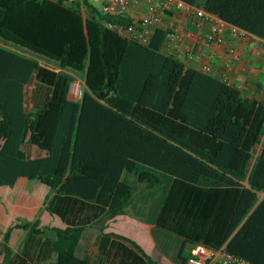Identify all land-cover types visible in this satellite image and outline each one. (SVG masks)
Returning <instances> with one entry per match:
<instances>
[{
	"label": "trees",
	"instance_id": "16d2710c",
	"mask_svg": "<svg viewBox=\"0 0 264 264\" xmlns=\"http://www.w3.org/2000/svg\"><path fill=\"white\" fill-rule=\"evenodd\" d=\"M185 1L264 41V0ZM120 26L137 28V21L105 14L91 0H0V185L25 176L53 192L44 207L67 226L47 227L56 258L46 264H92L77 254L90 223L100 224V251L112 263L166 264L134 238L105 231L106 220L127 213L139 183L155 187L165 176L171 182L157 225L185 237L178 264L198 241L226 242L264 264V149L256 154L264 102L164 53L171 30L154 27L142 41ZM40 56L60 69L42 67ZM68 69L85 75L79 98L69 95L75 76ZM33 74L54 88L45 104L27 110ZM25 143L48 154L29 158ZM40 223L38 216L7 228L0 264L11 262L13 229L40 235Z\"/></svg>",
	"mask_w": 264,
	"mask_h": 264
},
{
	"label": "crops",
	"instance_id": "0c3cea01",
	"mask_svg": "<svg viewBox=\"0 0 264 264\" xmlns=\"http://www.w3.org/2000/svg\"><path fill=\"white\" fill-rule=\"evenodd\" d=\"M149 1L143 0L139 6L131 9L130 14L136 19L137 29L139 30L143 28V19L147 15ZM214 25L224 35L225 41L223 43H210L206 40L208 33ZM154 27H161L169 31H179L178 38L171 43L172 50L170 53L184 62L186 67L202 69L205 65H209L212 67L211 73L219 78L222 73H227L230 75L233 85L239 87L244 98L255 99L257 100V104L264 102V41L261 38L254 35L236 37L230 31V24L222 19H200L194 15H187L183 10L174 7L170 8L161 23L154 25L152 28ZM230 46L237 50L236 54L228 52ZM187 48H191L190 53L187 52ZM33 75L24 89V102L27 110H33V107H37L38 103H41V96L44 94H46L47 98L42 104H45L51 98L54 88L52 85L46 84L38 78L39 81L32 83ZM26 144L23 145V148L29 158L43 157L48 154L47 150L39 147L37 149L34 144L30 146V150H26ZM263 149L264 134L256 150V154L263 151ZM31 181L33 180L21 176L14 186L0 185V215L14 214V219L18 214H32L34 216L38 213L40 208L44 206L45 197L50 187L41 181H37L31 185ZM16 189L19 190L17 191ZM26 189H32L33 194L24 193ZM263 197L264 193L261 194L260 198ZM129 207L126 214L116 217L127 218V220L136 221L144 225L148 229L149 242H153L154 237L151 235V231H153L154 227L141 219L139 215L130 214ZM48 212V210H44L41 214L43 222H45L44 216ZM60 221L64 220L60 218ZM53 226L66 227L67 223L65 222V225H58L56 223ZM115 232L119 233L120 231L115 230ZM140 244L145 248L142 243ZM145 250L149 253V250L146 248ZM149 254L151 255V253ZM21 259H25L24 264H30V261L25 257H21ZM159 261L171 264L166 261Z\"/></svg>",
	"mask_w": 264,
	"mask_h": 264
},
{
	"label": "rangeland",
	"instance_id": "374dc122",
	"mask_svg": "<svg viewBox=\"0 0 264 264\" xmlns=\"http://www.w3.org/2000/svg\"><path fill=\"white\" fill-rule=\"evenodd\" d=\"M91 2L99 9H101V1L91 0ZM18 48H20V50H24L21 47ZM39 59L41 60L42 67H45V65H52L56 66V68H60L59 64L50 58L40 56ZM65 72H70L75 76V80L72 81L69 89L70 97H81L82 93H75L73 90V86L77 83H80L82 90H84V73L81 71H74L72 69H68ZM36 81L39 80L37 79L36 74H34L31 82L35 83ZM42 92L45 93L44 91ZM41 97L42 100L40 101L41 103H38V106L43 105L42 102L47 98L46 94L42 95ZM35 108L36 107H33V110ZM31 145L32 144L27 143L25 145V149L30 150ZM35 147L39 149L38 146L35 145ZM123 178L130 183H136L137 179V177L133 173L128 172H125ZM37 181L38 180L31 181V185H33ZM170 182V179L165 176L164 183L155 187H148L145 183H139L133 201L129 207L130 214L139 215L141 219L154 227L153 231H151V235H153L154 237L153 242H149L150 239L148 235V229L144 225L136 221L133 222L132 220H127V218L125 219L116 217L106 220L108 226L105 228V231L117 230L120 231L119 233H125L129 236H132L140 243H142L145 248L149 250V253H151V255L158 260L166 261L171 264H177L178 253L183 245L185 237L176 231L162 228L157 225V218L160 212V208L167 195ZM16 190L18 191L19 189ZM32 192V189L24 190V193H28L31 195L33 194ZM52 194L53 192L49 189L46 197L48 195L51 196ZM44 210H46V208L43 206L34 216L32 214H18L14 219V214L0 215V261H3L5 257L4 233L7 228L10 225H14L15 223H21L27 220L34 221L38 216H40L41 218V214ZM60 218L61 217L58 214H51L50 212L45 214V222H43L41 219L40 227L43 228L46 233L40 235H34L28 229L15 227L12 231L10 239V245L13 249L10 264H13L14 260H19L20 257H25L30 261V264L31 262L32 264H46L48 261L54 260L56 256L52 254V242L55 239L56 234L54 231L49 230L47 227H53V225H56V223L58 225H65V222L60 221ZM100 233V224H88L81 238L77 254L83 257L88 256L92 264H115L112 263L111 257H104V255L100 251Z\"/></svg>",
	"mask_w": 264,
	"mask_h": 264
},
{
	"label": "built area",
	"instance_id": "2783aa9c",
	"mask_svg": "<svg viewBox=\"0 0 264 264\" xmlns=\"http://www.w3.org/2000/svg\"><path fill=\"white\" fill-rule=\"evenodd\" d=\"M101 1V10L105 14L112 15H124L131 12V9L139 6L143 0H95ZM83 5V9H86V5ZM176 8L183 10L187 15H194L200 19H221L218 15L206 10L204 7H198L196 5L190 4L185 0H150L147 7V15L143 19V28H131L125 31L123 26L119 29L129 36H137L140 40L146 41L151 34V28L158 23H161L163 17L167 14L170 8ZM230 31L236 37H246L249 35L248 31L237 26L230 24ZM130 33V34H128ZM179 36L178 30H171L167 41L164 43L162 51L169 54L172 50L171 43L173 40L177 39ZM206 40L210 43H223L225 41L224 35L219 32L218 27L214 25L211 31L208 33ZM187 52H191V48H187ZM228 52L236 54L237 50L230 46ZM41 61V60H40ZM55 69L56 66L48 65ZM205 72H212V67L205 65L202 68ZM220 79L228 84L233 85V81L229 74L222 73ZM237 87V86H236ZM239 88V87H238ZM75 93H83L81 84L77 83L73 86ZM185 264H253L251 261L231 252L227 243L225 242L221 246L214 247L208 245L202 241L192 243L190 247V255L186 260Z\"/></svg>",
	"mask_w": 264,
	"mask_h": 264
}]
</instances>
